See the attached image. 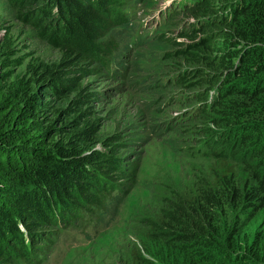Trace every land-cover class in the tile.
I'll use <instances>...</instances> for the list:
<instances>
[{"label": "trees", "instance_id": "16d2710c", "mask_svg": "<svg viewBox=\"0 0 264 264\" xmlns=\"http://www.w3.org/2000/svg\"><path fill=\"white\" fill-rule=\"evenodd\" d=\"M6 1L59 53L50 62L33 58L16 76L9 31L0 42V264H42L61 228L108 205L117 210L136 185L139 166L126 162V142L117 132L97 138V93L75 74L122 71L114 61L116 30H128L132 8L129 0ZM179 7L205 19L203 37L166 51L179 43L161 32L146 46L164 48L168 60L204 65L196 69L200 98L209 95L213 105L207 111L205 104L201 118L224 129L220 138L205 132L210 140L218 135L226 152H207L213 163L183 186L152 189L125 264H260L252 243L245 255L236 247L264 207V0H186ZM54 12L60 23L50 21ZM99 142L108 149L95 148Z\"/></svg>", "mask_w": 264, "mask_h": 264}, {"label": "rangeland", "instance_id": "374dc122", "mask_svg": "<svg viewBox=\"0 0 264 264\" xmlns=\"http://www.w3.org/2000/svg\"><path fill=\"white\" fill-rule=\"evenodd\" d=\"M181 2L129 0L132 14L126 19L128 30H116L115 38L120 56L114 61L117 60L122 71L117 74L114 66L113 72L107 75L106 71L75 73L82 76V85L97 93L93 110L99 119L97 138L107 139L115 132L122 135L118 141L126 142L121 147L126 162H136L139 166L137 182L117 210L108 205L98 215H86L76 225L61 228L42 264H125L127 254L137 243L138 227L150 212L152 189L158 185L166 189L168 185L181 187L213 163L207 157L210 150L226 152V143L215 140L224 129H216L201 118L205 104L209 103L207 111L213 105L209 95L207 99L200 98L203 87L199 83L200 71L196 69H204V65L178 57L168 60L163 56L164 48L146 46L161 32L179 43L166 51L188 47L203 37L209 25L204 24L205 19L187 14L186 8L179 7ZM50 21L60 23L61 19L54 12ZM8 31L14 53L9 56L20 62L10 67L14 75L22 76L27 71L26 64L33 58L46 62L58 58V50L21 21L6 0H0V42ZM138 36L142 37L138 39ZM4 71L0 66V72ZM180 79L186 80L182 84ZM206 129L218 135L210 140ZM108 147L104 142L95 145L99 149ZM192 149L199 154L208 153L189 155ZM241 239L236 251L245 255L252 243L258 250L259 263L264 264V207L243 229ZM226 264L251 262L244 259Z\"/></svg>", "mask_w": 264, "mask_h": 264}, {"label": "clouds", "instance_id": "9594fccd", "mask_svg": "<svg viewBox=\"0 0 264 264\" xmlns=\"http://www.w3.org/2000/svg\"><path fill=\"white\" fill-rule=\"evenodd\" d=\"M191 4V2H188V5H190ZM183 8V7H182Z\"/></svg>", "mask_w": 264, "mask_h": 264}]
</instances>
